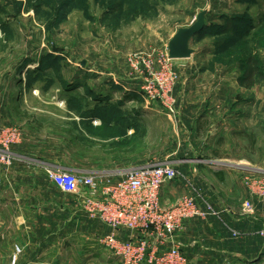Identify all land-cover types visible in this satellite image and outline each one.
<instances>
[{"label": "rangeland", "instance_id": "obj_1", "mask_svg": "<svg viewBox=\"0 0 264 264\" xmlns=\"http://www.w3.org/2000/svg\"><path fill=\"white\" fill-rule=\"evenodd\" d=\"M201 13L205 25L189 41L192 54L170 60L176 73L171 91L175 113L162 105L150 110L131 101L128 96H140L144 77L138 70L144 63L136 68L137 56L155 64L173 34ZM249 58L257 70L253 84L246 86L239 80ZM127 81H138L139 88L131 90ZM222 85L225 90L234 87L229 97L240 106V141L249 158L242 173L247 196L235 212L253 216L255 201L264 199V0H0V101L8 103L11 86V101H21L12 110L49 128L48 136L64 137L70 145L65 157L70 159L94 166L153 158L181 165L187 161L189 166L182 167L196 182L198 164L208 160L203 144L214 129L196 138L198 158L185 160L194 140L191 108L185 103L209 95L221 100L224 93L216 89ZM87 116L106 122L94 128L83 119ZM221 172L224 181L213 187L228 191V168ZM246 201L253 205L251 215L242 210ZM7 229L0 234V264L81 263L75 252L51 250L53 239L40 252L35 237Z\"/></svg>", "mask_w": 264, "mask_h": 264}, {"label": "crops", "instance_id": "obj_2", "mask_svg": "<svg viewBox=\"0 0 264 264\" xmlns=\"http://www.w3.org/2000/svg\"><path fill=\"white\" fill-rule=\"evenodd\" d=\"M131 82L127 81L126 85L136 91L140 83ZM223 84L229 85L228 82ZM217 88V91L224 93L220 96L221 100L209 95L203 100L194 97L185 103L186 108H191V111L188 110L191 120L189 129L194 139L191 145L193 148L185 160L198 158L196 138H202V135L214 129L213 136L203 144L202 151L208 160L198 164V171L195 173L197 181L190 178L194 174L190 176L185 173L188 170L185 167L189 166L187 161L183 164L185 167H182L177 160H173L174 166L190 176L191 183L201 191V207L206 209L204 203H207L213 206L216 214L209 213L204 218L197 216L185 220L178 231V237L190 264H264V236L260 233L264 225V199L255 201L256 210L253 216H242L235 212L237 205L247 196L242 184V173L247 169L244 164L249 161L244 154L245 146L240 141L244 139L240 133L238 117L240 106L237 100H230L229 97L234 87H227L225 90L222 85ZM7 90L8 103L0 101V125L19 127L22 137L11 146L16 155L12 164L0 169V234L11 226L23 230L24 237L28 239L35 237L40 252L47 251L51 246V250L56 252H75V260L81 262L80 264H113L114 258L97 241L109 229L80 211L74 195L62 192L47 177L46 171L49 168L77 172L114 171L143 164L144 161L130 165L119 162L94 166L82 160L65 157L64 149H68L70 145L64 142V137L60 138L56 134L48 136L49 128L26 119L20 115L19 110H12L18 109L21 101L20 98L11 101V86ZM225 92L229 95H225ZM128 97L133 102H141L137 94ZM158 106L154 104L153 107ZM83 119L89 120L94 128H99L106 122V119L98 117L87 116ZM217 119L215 125L214 121ZM55 120L58 122L59 117ZM225 168H228L229 189L218 191L213 186L222 184L224 176L221 170ZM193 171H196L195 168ZM185 190V184L181 180L168 182L161 189V201L172 202ZM71 237L70 244H65ZM48 238L54 241L50 246ZM120 238L127 239L128 234L121 233Z\"/></svg>", "mask_w": 264, "mask_h": 264}, {"label": "built area", "instance_id": "obj_3", "mask_svg": "<svg viewBox=\"0 0 264 264\" xmlns=\"http://www.w3.org/2000/svg\"><path fill=\"white\" fill-rule=\"evenodd\" d=\"M137 59L136 68L141 61L144 63L143 68H138L144 76L138 91L142 106L150 109L158 104L174 114L171 91L176 73L168 49L158 53L155 64L138 56ZM21 137L19 127L0 125V169L12 164L16 155L11 146ZM46 174L62 192L74 195L79 210L89 219L109 229L97 241L114 258L113 264H190L182 251L178 231L185 220L216 214L207 203L206 209L201 207L202 196L170 159L146 161L114 171L49 168ZM174 180L183 181L187 191L173 202L164 203L161 189ZM242 210L251 215L253 205L246 201ZM121 233L128 234V238H120ZM260 233L264 236V229Z\"/></svg>", "mask_w": 264, "mask_h": 264}, {"label": "water", "instance_id": "obj_4", "mask_svg": "<svg viewBox=\"0 0 264 264\" xmlns=\"http://www.w3.org/2000/svg\"><path fill=\"white\" fill-rule=\"evenodd\" d=\"M205 25L203 14L197 16L196 21L188 27L179 28L168 42V55L171 59L188 58L193 49L189 46L190 39L199 33Z\"/></svg>", "mask_w": 264, "mask_h": 264}, {"label": "trees", "instance_id": "obj_5", "mask_svg": "<svg viewBox=\"0 0 264 264\" xmlns=\"http://www.w3.org/2000/svg\"><path fill=\"white\" fill-rule=\"evenodd\" d=\"M251 61H252V58H249V62H247V67H246L247 70H245L244 79L239 80L241 83L245 84L246 86L253 84L252 76H254V73L257 70L256 66H254L250 63ZM246 77H247V79H246Z\"/></svg>", "mask_w": 264, "mask_h": 264}]
</instances>
